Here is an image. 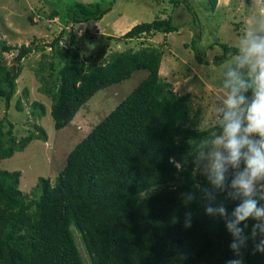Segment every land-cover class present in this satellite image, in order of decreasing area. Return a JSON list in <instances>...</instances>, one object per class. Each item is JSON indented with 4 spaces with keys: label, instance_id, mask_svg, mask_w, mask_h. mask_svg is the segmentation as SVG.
Here are the masks:
<instances>
[{
    "label": "trees",
    "instance_id": "1",
    "mask_svg": "<svg viewBox=\"0 0 264 264\" xmlns=\"http://www.w3.org/2000/svg\"><path fill=\"white\" fill-rule=\"evenodd\" d=\"M170 1L174 9L185 6L194 15L195 26L203 24L188 0ZM218 3L201 1L207 17L217 11ZM113 4L78 2L67 8L64 17L58 11L43 14L50 21L58 18L68 28L100 22ZM33 15L28 17L32 25ZM180 30L172 15L137 24L121 38L127 45L139 41V48L113 52L103 62L82 56L73 31H63L53 40L50 53L43 54L34 75L41 83L40 93L52 101L56 130L70 126L100 91L124 83L136 72L147 71L148 75L76 144L55 181L40 178L35 189L25 195L20 189L21 172L0 170V264H87L75 232L81 234L91 264H226L236 258L225 220L206 211L223 204L231 216L239 203L227 195L232 170L226 173L224 190H220L191 163L200 151L199 142L219 133L221 126L200 129V112L191 108L192 95L176 93L160 73L164 47H173L170 35ZM66 33L70 35L68 42ZM157 35L164 37L160 46L148 41ZM200 39V34H194L184 48L192 49L201 63L206 61V53L196 49ZM214 46L223 51L222 56H214L216 64L240 50L219 42ZM1 48L3 52H18L12 65L0 60V103L8 110L25 68L24 60L46 48L38 41L19 47L3 42ZM218 83L225 88V82ZM29 90L24 89V98H29ZM246 95L250 98L251 91ZM17 108L25 111L21 98ZM47 112L42 101L31 104L33 117L41 119ZM35 126L19 139L15 125L6 117L0 118V161L24 151L33 141L47 143L46 130ZM197 184L209 189L214 199H205L194 187ZM189 192L195 195L191 202L183 199ZM188 212L192 213L191 227L185 228ZM254 223L248 221L245 235H250ZM252 253L249 241L242 249L244 264H264V254Z\"/></svg>",
    "mask_w": 264,
    "mask_h": 264
},
{
    "label": "rangeland",
    "instance_id": "2",
    "mask_svg": "<svg viewBox=\"0 0 264 264\" xmlns=\"http://www.w3.org/2000/svg\"><path fill=\"white\" fill-rule=\"evenodd\" d=\"M188 4L203 24H194V15L185 6L174 9L170 0H0V60L12 65L17 55L16 50L2 51V44L19 47L38 41L45 46V52L34 51L23 62L25 68L18 79V89L10 108L0 103V118L6 117L15 125V135L20 139L36 129V124L42 126L49 141H33L24 151L17 152L9 159L0 161V170L21 172L20 189L30 194L39 183L40 178H50L53 181L60 175L66 165V159L71 150L99 124L118 104L125 99L148 75L147 71L136 72L122 84L100 91L91 99L89 105L83 108L70 126L56 130L51 116V99L40 93L41 83L35 77L38 63L43 54H49L53 40L63 31H73L77 35L78 47L85 59L95 62L107 60L113 52L124 51L130 47L139 48L138 42L124 41L121 37L132 27L141 23H150L161 16L172 15L174 23L181 27L178 33L170 35L173 47H164L166 54L161 68V76L168 80L179 95H192L191 108L200 112L199 128L207 130L222 122L224 99L228 89L222 88L218 81L228 80L227 72L234 67V57L223 62H214L215 55L222 56L223 51L214 42L225 43L240 49L244 37L249 32L264 35V0H219L218 9L208 17L203 10L201 1L188 0ZM200 1V5H199ZM98 4L114 2L112 10L100 22L76 24L64 28L58 18L53 21L43 14L58 11L64 17L69 6L75 3ZM236 7H233V5ZM34 13V15H33ZM35 13L37 15H35ZM164 13V14H163ZM39 14L44 19L41 20ZM34 16L35 24L29 22V16ZM200 32V33H199ZM84 34L87 36L84 38ZM194 34H200L201 39L196 46L200 53H206V61L199 62L192 49L184 48L185 43L192 40ZM65 41L70 35L66 33ZM150 43L160 46L164 42L162 35L151 37ZM40 61V62H39ZM210 63L207 65L206 63ZM216 64V65H215ZM244 72V69L242 70ZM210 75V78L207 76ZM30 88L29 98H24V89ZM22 99L24 110L19 112L17 103ZM42 101L47 107V115L41 119L32 116L31 104ZM36 121L38 123H36ZM36 123V124H35ZM73 231H77L75 227ZM75 236L84 259L91 264L90 257L82 242L81 234Z\"/></svg>",
    "mask_w": 264,
    "mask_h": 264
},
{
    "label": "clouds",
    "instance_id": "3",
    "mask_svg": "<svg viewBox=\"0 0 264 264\" xmlns=\"http://www.w3.org/2000/svg\"><path fill=\"white\" fill-rule=\"evenodd\" d=\"M234 64L224 84L228 94L223 101L221 131L199 142L200 151L191 163L213 188L220 190H224L226 173L232 170L231 190L227 195L239 203L231 216L223 204L216 209L208 207L206 211L222 217L233 237L230 247L236 258L226 264H244L242 249L247 248L249 241L253 244V255L264 254V35L249 32ZM243 69H247L246 74ZM249 90L250 98L246 95ZM194 187L205 199H214L209 189L199 184ZM183 199L191 202L195 195L189 192L183 194ZM191 219L192 213H186L185 228L191 227ZM249 220L255 223L250 235H245Z\"/></svg>",
    "mask_w": 264,
    "mask_h": 264
}]
</instances>
